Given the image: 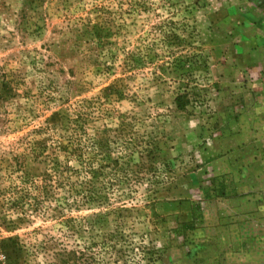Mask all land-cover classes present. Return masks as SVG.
I'll return each mask as SVG.
<instances>
[{"label": "rangeland", "instance_id": "1", "mask_svg": "<svg viewBox=\"0 0 264 264\" xmlns=\"http://www.w3.org/2000/svg\"><path fill=\"white\" fill-rule=\"evenodd\" d=\"M249 1L0 0V264L264 253Z\"/></svg>", "mask_w": 264, "mask_h": 264}, {"label": "crops", "instance_id": "2", "mask_svg": "<svg viewBox=\"0 0 264 264\" xmlns=\"http://www.w3.org/2000/svg\"><path fill=\"white\" fill-rule=\"evenodd\" d=\"M256 2L257 4H255V2L249 1V4L254 8H252V10L250 8L248 15H255L256 17H261L264 20V6L260 5L261 0H257ZM258 4L260 7L258 6ZM246 38H248L246 42L250 43V46L248 47L249 51L254 53V55H257L256 52L260 51L261 57H263L264 64V29H260L257 31L255 29H250L249 36ZM256 43H261V46H256ZM235 241L236 238H232V242ZM236 250L237 251L235 252L231 251L229 254H221L219 259L217 260V264H264V253L262 255H257L256 252H252L248 249L245 242L243 243V249L236 248Z\"/></svg>", "mask_w": 264, "mask_h": 264}, {"label": "trees", "instance_id": "3", "mask_svg": "<svg viewBox=\"0 0 264 264\" xmlns=\"http://www.w3.org/2000/svg\"><path fill=\"white\" fill-rule=\"evenodd\" d=\"M260 5L264 6V0H261ZM176 101L179 108H185L187 104L185 95L183 94L178 95ZM84 257H85V252H81L79 255L78 251L76 250L64 249L57 254V260L59 264H72V263L77 264L80 261V259H84Z\"/></svg>", "mask_w": 264, "mask_h": 264}]
</instances>
